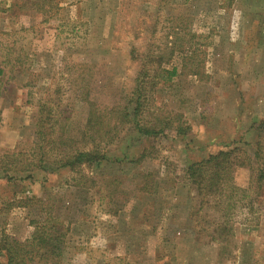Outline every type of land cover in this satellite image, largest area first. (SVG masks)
Returning a JSON list of instances; mask_svg holds the SVG:
<instances>
[{
	"label": "rangeland",
	"instance_id": "374dc122",
	"mask_svg": "<svg viewBox=\"0 0 264 264\" xmlns=\"http://www.w3.org/2000/svg\"><path fill=\"white\" fill-rule=\"evenodd\" d=\"M45 4L40 8L47 15L28 0H0L5 167L13 153L31 167L38 118L50 151L47 142L59 139V129L67 136L82 133L88 101L102 110L122 106L144 71L152 79L160 76L155 87L150 80L145 85L148 107L155 108L151 119L180 114L190 130L145 137L127 131L129 126L115 143H103L108 161L98 172L118 180L100 181L99 191L91 181L81 188L77 179L91 175L90 166L37 171L20 182L0 171V249L4 235L30 238L31 221L46 219L53 208L66 233L60 264H264V183L241 194L239 209L220 228L213 197L198 212L200 192L183 171L188 162L234 144L250 153L259 145L264 158V0ZM174 67L179 74L165 82L161 72ZM47 157L53 163L56 153ZM129 159L139 162L127 165ZM146 174L151 177L144 182ZM251 178L250 169L235 172L241 189L249 188ZM249 198L254 214L243 205Z\"/></svg>",
	"mask_w": 264,
	"mask_h": 264
},
{
	"label": "trees",
	"instance_id": "16d2710c",
	"mask_svg": "<svg viewBox=\"0 0 264 264\" xmlns=\"http://www.w3.org/2000/svg\"><path fill=\"white\" fill-rule=\"evenodd\" d=\"M44 1L46 2L48 0H28V2L36 4L39 7H37L39 11L45 8L46 4ZM41 5L42 8H40ZM43 12L45 15L48 14L46 10H43ZM2 63L3 65H9L8 60ZM3 74L4 69L2 67L0 68V75ZM178 74V69L174 67L172 70H163L161 77L163 76L164 81L167 82L171 81ZM159 77L156 76L152 79L144 71L141 74V79L138 80L139 84L133 95L122 106L116 105L102 110L97 103L88 101L89 111L82 133L78 137L67 136L64 135V128L59 129V133L61 130L59 139L48 140L47 142V145L52 146L50 151L45 150V131L42 130L43 120L38 118L36 130L38 141L34 144L35 146L32 148L31 154H29L31 161L27 164V166L31 167L28 168L24 165L23 167L20 162L21 160L18 158L21 153H13L12 155H7L8 159L13 158L9 167H5L2 159L0 160V171L4 173V176L1 177L8 181L15 179L20 182L31 178L32 173L34 174L37 171L56 173L65 168L77 169L85 165L86 167L90 166V169L93 171H90L91 175L82 174L77 178L80 183L82 181H91L99 191L100 188L102 189L100 181L116 182L118 180L117 176L111 174L109 177L104 178L103 173L98 172L102 163L108 161V154L101 150L103 143L105 146L115 143L120 138L121 133L125 132L129 126L130 129L127 131L133 129L140 136L145 137L166 135L168 131L172 132V130L176 131L177 135H184L186 131L190 130L183 126V115L180 114L176 115L177 118L173 119V117L169 116L164 117L161 113L162 116H155L151 119V114L153 115L155 108L152 107L149 109L148 107L149 99L146 97L145 85L150 80V84L154 83L155 87L158 84L156 78ZM8 93L11 94L12 89H9ZM176 122H178V125ZM55 128L56 125H52L48 130L53 132ZM93 142V149L88 148L89 144ZM54 153H56V157L53 163H50L47 156ZM261 155L259 145H257L253 153H250L246 149H242L234 144L201 161L188 162L183 171L185 178L196 185L200 192L198 212L210 202L207 201V197H213L212 201L215 206L213 209H220L218 212L221 211V220L218 223V227L222 228L223 225H226L228 220H230L240 207L241 194L245 195V193H248L251 187L255 186L254 183L258 186L263 185L264 158ZM36 161L37 163L34 164L33 162ZM138 162L139 160L129 159L125 163L127 165H136ZM254 162L257 163V168L254 167ZM242 168L250 169L252 172L251 183L249 188L246 189H241L235 182V172L237 169ZM149 177H151V174H146L144 176V182ZM80 186L81 188L85 187L82 183ZM143 190L149 192L146 186ZM205 201L207 202L204 203ZM27 202H31V200L27 199ZM253 203L254 199L250 198L247 204L243 203L248 208L250 214L255 213ZM53 212L52 208L47 212L46 219H33L31 221V225L35 228L30 238L24 242L8 235L3 236V245L0 251L6 256V263L4 264H60L65 251L64 237L66 233H61L62 223L59 222L58 218H55Z\"/></svg>",
	"mask_w": 264,
	"mask_h": 264
}]
</instances>
